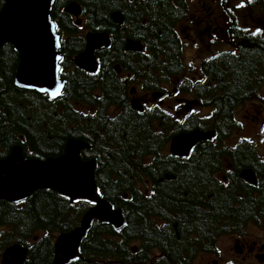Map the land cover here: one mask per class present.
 <instances>
[{
  "label": "trees",
  "instance_id": "16d2710c",
  "mask_svg": "<svg viewBox=\"0 0 264 264\" xmlns=\"http://www.w3.org/2000/svg\"><path fill=\"white\" fill-rule=\"evenodd\" d=\"M60 1L54 10V16L59 21ZM80 1L88 3L96 10L97 20L95 24L97 30L107 31L111 34V47L96 54V58L101 60L99 71L95 74L96 79L94 81L81 79L83 75L88 78L90 75L85 74L74 65L72 60L78 53L76 51L78 49L69 50L67 44L62 45L61 48L63 54L61 65L63 67L68 66L67 69L75 68L69 73L66 72L64 79L67 83L63 94L58 101H52L51 107H46L50 104L45 100V96L14 86L15 76L9 80L5 74L6 84L0 83V159L6 158L15 145H19L23 149L26 159L37 158L40 160L61 156L67 141L72 138L83 140L90 145V150H85L82 153V159L85 161L96 159L95 180L98 188L104 199L115 208L122 210L125 225L122 229L117 230L110 224L95 220L82 240L80 257L68 264H195L193 257L195 246L192 244L196 241V237L191 238L189 234L194 230L193 228L182 227L180 224H190L191 222L188 223L186 218L191 217L192 220L198 218L197 214H202L204 200L208 201L209 223L220 224L223 217L218 210H226L230 207L228 199L223 197L224 192L210 186L209 191H206L209 199L201 192V188L199 190L198 188L192 189L190 195L188 192L190 186L197 187L201 181V178H198L200 176H194L193 182L183 184L182 187H185V190L182 189L178 194L183 201L177 205L182 210V214L178 215L176 220L178 227L180 225V239L169 227L162 228L155 224H149L147 227L146 221L141 219L142 215L144 216V210L137 208V206L142 205L141 198L135 193H131L136 190L137 176L136 164L130 159L133 155H160L162 154V144L145 142L144 133L142 149L137 148L135 150L134 148L137 146L136 134L130 133L127 141L123 136L124 131L117 129L110 133L108 142L106 138H103L97 143L94 148L97 156H92L93 143L87 138L90 137V129L100 138V135L104 134L103 131L109 128V121L99 114H93L99 116L95 120L84 119L75 111L76 102L79 99L81 102L85 101V94L82 92L86 87H88L87 97L100 84L106 90V96L118 100L115 97V89L109 85L110 83L106 86L105 82L102 81L108 75V68L116 61L140 60L143 62V69L150 70L156 66L159 55L168 54L169 58L170 53L177 48L176 42L175 46L172 43V35H167V30H173L185 8L181 7L180 0H123L124 7H126L124 9L125 18L121 26H116L110 20V11L119 6L118 0ZM60 25L63 28L64 26H73L72 23L63 25L61 23ZM136 26H140V31L130 30L134 36H129L136 40L146 39L144 43L147 50L150 48L153 57L149 52L146 56V54L134 55L124 51V46H122L124 43L123 30ZM159 33L163 37H167V42L161 39L162 36ZM117 44H119L118 50ZM73 47L76 48V45ZM10 48L12 46L7 44L0 50V66L13 67L16 63L17 68L18 57ZM262 57H264V45L258 50H250L245 53L241 62H231L229 76L232 77V83L224 91L226 108L236 101H239V105H243L252 99L264 102L257 97V93H251L247 90L249 80L251 76L256 75L257 63L262 60ZM173 60L172 56L171 61ZM176 63L178 64V61ZM262 70H264V63ZM144 76L149 77L147 73H144ZM108 78L112 79L110 76ZM108 91L110 92L108 93ZM11 93H15L16 97H11ZM248 98L249 100H247ZM119 101H123V99ZM91 104L101 105L102 110L106 107L104 100L99 102L95 99L91 101ZM204 121L208 128L218 131L221 140L224 139V133L233 137L234 132L231 134V131L240 127L235 116L231 115L215 114ZM93 124L97 126H93ZM58 127H62L60 132H58ZM98 127L102 131L98 132ZM223 128L224 130L221 132ZM146 132L148 133V140L153 142L155 140L154 133L151 129L146 130ZM169 132L171 135L179 133V131H172L171 129ZM163 141H168V138L164 137ZM247 143H249L248 140H243V143L238 145L236 150L248 146ZM250 146L254 152L253 160L258 162L264 170V151L262 154L257 152L252 143ZM208 148L214 150L216 147L210 146ZM130 149L132 150L130 151ZM214 165V163L209 164V183L211 184L214 180L210 171ZM246 167L254 169L253 165H246ZM172 188V185H169L161 187L160 190ZM255 189L259 191L260 187ZM124 193L129 194L130 197L125 199L122 196ZM196 196L197 198H195ZM174 197L171 194L168 196L167 206L173 204ZM191 198L194 201H190ZM162 200L165 201L164 196H162ZM147 203L151 205L149 202ZM89 207V204L83 202L74 204L68 198L48 189L33 193L26 201L19 204L0 201V264L3 252L9 245L29 246L30 241L39 232H46V235L39 241L38 245L31 246L30 257L25 264H51L53 233L67 232L79 225L81 217ZM154 216L165 217L163 214H155L152 217ZM256 217L258 222H264V205L258 206ZM165 218L167 220V217ZM206 219L208 220V218ZM227 219L229 220V218ZM176 221L173 222L176 223ZM212 229L215 230L210 226L208 250L215 245V233H211ZM158 254L161 256L158 257ZM184 255L191 257L187 259L183 257Z\"/></svg>",
  "mask_w": 264,
  "mask_h": 264
},
{
  "label": "flooded vegetation",
  "instance_id": "af4514ba",
  "mask_svg": "<svg viewBox=\"0 0 264 264\" xmlns=\"http://www.w3.org/2000/svg\"><path fill=\"white\" fill-rule=\"evenodd\" d=\"M64 1L66 2L67 0H62V2ZM228 1L230 2V0ZM121 3H124L123 0H121ZM118 4H120V0H118ZM219 6L220 11L217 12L209 9L205 0H188V7L185 15L180 20L179 27L173 29L176 36L177 52H179V54H172L170 60L165 62L167 74H170L169 68L173 62L179 68L182 66L183 62L189 67L197 65L192 57L188 60H182V52L185 48H189V46L193 48L194 53L198 56H200L199 54L205 47L209 46L211 43L215 44L216 42L220 43L219 47H224L223 51L231 52L236 49L237 43L233 44V41L236 37H243L244 34L233 27L225 28L224 24L220 26L216 24L217 19H221L225 24L229 23L225 20L226 14L224 12L225 4L223 0H219ZM250 10H257L262 14L257 18L259 22L249 20V26L251 27L249 34L252 38L249 48L253 51L258 50L264 45V33L257 35L251 34L256 28L262 27L264 29V0H251L249 11ZM59 17L62 25L70 24L67 21L71 19V16L64 15V11L61 9H59ZM93 19V24L96 25L97 17ZM231 22H238V19L234 18ZM68 27L70 26H64L62 29L64 38L66 37L64 34L65 28ZM91 30L95 31V28L91 27ZM66 31L72 34L76 29L68 28ZM66 42L68 43L67 48L69 50L78 49L76 51L79 53L80 51L83 52L85 49L79 42L70 40H66ZM119 44L116 45L117 50ZM74 45H76V48L73 47ZM10 49L16 54V57H19V54L14 48ZM105 50L106 49H100L97 50L96 53ZM172 56L174 58L173 61H171ZM177 61L178 64L176 63ZM100 62L101 60H99V66ZM129 63L131 62L115 63L108 68V73L110 77H112L109 85L115 89V97L118 98V100H113L110 96H108V98L111 102L120 104L123 109L118 111L102 110L101 105H96L98 107L96 114L107 119L110 126L106 131H103L104 134L100 135V138L90 129V137L87 138L93 143L91 155L97 156L96 150L94 149L97 143L103 138H106L108 142L110 133L115 132L117 129L124 131L123 136L127 141L129 140L130 133L136 134L137 137L135 140H137V146H135L134 149H142L144 144V132L151 129L155 139L151 143L162 144V154L156 156L133 155L130 159L136 164L137 176L135 185L136 190L131 193H135L141 198L142 205L137 206V208L144 210V216L142 215L141 219L146 221L147 227L149 224H157L160 226L168 224L167 227L173 230L178 239H180V225L185 228H193L194 232L189 234H196V241L192 244L195 246V254L193 256L195 260L206 254L217 256L215 260L207 264H230L231 261L234 264H264V222H258L256 217L258 206L264 205V171L259 166V163L253 160L254 152L250 144L247 143L246 145L248 146L236 150V147L241 144V142L236 139L222 142L200 140L189 150L188 156L182 155L176 145H171L173 139L177 135L173 136L169 134V128L172 127L173 122H175L178 117L183 118L191 115L210 116L211 103L207 98V96L210 95L207 86L218 84V79L213 75H209L201 62H199L198 65L206 72L205 78L202 75L199 77V81H203V88L190 87L188 95H180L177 93V90L179 88L181 89L182 87L180 86L186 84L188 79H182V77L175 78V85L171 83L173 87L168 89L164 87L159 76L154 78L147 73L151 79L150 82L144 81L138 75L137 77H133L129 72H133V69L138 63L132 62L130 66H127L126 64ZM263 63L264 59L262 58V60L257 63L256 75L251 76L250 81L260 80L264 82V79L261 77ZM66 72H68V69H66ZM5 74L9 77V80H11V78L16 75V63L13 67L0 66L1 84H6L7 78ZM172 75L169 81L176 76L175 74ZM84 76L85 75H83L81 79H88V81H94L96 79L95 75H90V78ZM181 90L188 91L185 89ZM109 92L110 91H108V93ZM82 93L85 94V101L90 105L81 103V99H79L76 102L75 111L84 119H97L99 116L93 115L94 109L91 106V100L86 95V93H88V87H86ZM156 93L161 95L158 99L154 98V94ZM123 95H125L126 98H124ZM10 96L16 97V94L11 93ZM120 99H123V101H119ZM224 99V95L221 97H211L213 105L216 104V101H219L217 112L221 115L235 116V110H241L243 107L246 109V102L243 105H239V101L232 103L226 108V101H224ZM98 101L103 102L102 99ZM134 101L138 102L143 109H135L132 106ZM81 104L86 107V109H80L79 106ZM250 104L257 105L256 102H250ZM259 106L260 108L254 107L256 112H259L263 107L261 104ZM104 113H106V116H104ZM165 116H169V118L164 119ZM245 116L249 119V114ZM255 116L256 115H252V117ZM152 119L155 121L153 124ZM93 126L97 125L93 124ZM125 126H127L126 129ZM61 129L62 127H58V132H60ZM100 131L102 130L98 127V132ZM163 137L168 138V141L164 142ZM210 146L216 148H214V150L209 149L208 147ZM227 149L230 150L228 151ZM131 150L132 149H130V151ZM91 160L96 161V159ZM210 163L215 164L210 171V175L214 180L213 184L209 183ZM246 165H253L254 169L246 167ZM244 171L254 172L255 183H251L244 179ZM194 176H200L198 178H201V181H199V186L197 187L190 186L188 190L190 195L192 189L198 188L199 190L201 188V192L209 199V195H207L208 192L206 191H209L210 186H212L222 190L224 192L223 197L228 199L230 207L226 210H218L223 217L220 224L209 223L208 201L204 200L201 210L202 214H197L198 218H194V220H192L191 217L185 219L188 223L191 222L193 224H180L178 227V222L176 220L178 215L182 214V210H180L177 205L183 202L178 194L182 189L185 190V187H182L183 184H190L193 182L192 178ZM169 185H172L173 188L170 190H160L161 187ZM258 186L260 187L259 191L255 189ZM170 194L172 197L175 196L173 201L174 205L167 206L166 202ZM162 196L165 197V201L162 200ZM195 198H197V196ZM189 200L194 201L193 198ZM164 213L168 214L171 221L168 220V218L166 220L163 216L152 217L155 214ZM151 218H153V220H151ZM206 218H208V220ZM227 218H229V220ZM173 221H176V223ZM210 226L211 228H215V230L212 229L213 231L211 232L215 233V245L212 249L208 250ZM257 230H259V232ZM225 239L229 240L232 245L229 246L227 251L222 252L220 250V245ZM224 253L231 255L234 261L229 260L223 263L221 255ZM157 256L160 257L161 254ZM183 257L188 259L191 256L184 255Z\"/></svg>",
  "mask_w": 264,
  "mask_h": 264
},
{
  "label": "water",
  "instance_id": "95a60500",
  "mask_svg": "<svg viewBox=\"0 0 264 264\" xmlns=\"http://www.w3.org/2000/svg\"><path fill=\"white\" fill-rule=\"evenodd\" d=\"M54 2L55 0H6L0 11V49L6 43H11L21 54L16 75L19 87L34 90L43 87L51 90L59 83L62 85L61 95L65 82L60 80L59 71H55L60 62L55 57H61V53L60 47L55 46V37L58 36L56 27H52L55 25L51 13ZM67 11L78 15L80 9L71 5ZM106 38V34L89 35L86 51L76 58L77 65L93 71L95 50L108 45ZM127 48L142 49L141 44L134 42H129ZM212 135L213 133L203 134L198 131L182 134L176 138V144L180 153L186 155L197 141ZM84 148H88L85 142L71 139L61 156L42 161L25 159L21 147L16 146L6 159L0 160V200L18 203L38 190L51 189L72 201H96V205L85 214L79 227L57 238L53 264H66L79 256L80 244L93 219L108 222L116 228L123 224L121 210H114L108 201L95 194V163L80 159V151ZM243 175L244 179L255 183L252 172ZM26 255V249L19 245L11 246L4 252L2 264H23Z\"/></svg>",
  "mask_w": 264,
  "mask_h": 264
},
{
  "label": "rangeland",
  "instance_id": "374dc122",
  "mask_svg": "<svg viewBox=\"0 0 264 264\" xmlns=\"http://www.w3.org/2000/svg\"><path fill=\"white\" fill-rule=\"evenodd\" d=\"M231 1H232V4H235L239 0H231ZM205 2H207L209 9H212V10L217 11V12L220 11L219 0H205ZM117 10H118L117 8L115 10H111L110 15L114 11H117ZM261 15L262 14L260 12H258L257 10H252V11L250 10V11L246 12V15L243 17V19L244 20H253L254 22H257L258 21L257 18L260 17ZM177 26L179 27V24H177ZM167 33H168L167 35H169V34H170V36L172 35V37H173L172 43L175 46L176 36H175L174 30H172V31L167 30ZM71 37H73V36L71 35ZM161 39L166 41L167 37L162 36ZM251 41H252V38H251L250 34L245 33L243 35L242 39L236 44V49L232 50L231 52H221L215 48H209L205 51V59L201 61V64L209 75L215 76L219 81L218 84H212V85L207 86L208 92L212 98L221 97L222 95H224V93H225L224 91L232 83V77L229 76V67L231 65V62H233V61L241 62L242 61L243 55L251 50L249 48ZM183 45H186V44H183ZM176 53H177V49H174L172 54L174 55ZM183 54L185 55L184 59L188 60L192 57V58H194L195 63L199 64L200 57L194 53L193 48H190V46H189V48L184 49ZM121 57H122V55H121ZM262 58L264 59V57H262ZM159 59H161V55L158 56V60ZM156 67L159 69L160 64L157 63ZM169 72H170V74H175V75H179V74L183 73V71L178 72V67L174 62L171 64V66L169 68ZM263 76H264V70L261 69V77L263 78ZM225 78H226V80H224ZM165 82L168 83V81L166 79H165ZM188 82H190V80H188ZM256 84L257 83L255 81L248 83L247 90L252 91L253 93H256V91L259 88V86H257ZM263 90H264V88H263ZM95 92L99 93V87L96 88ZM79 108L80 109H86V107L81 106V105L79 106ZM108 108L112 109V108H114V106L109 105ZM254 113H255L254 110L252 109L251 105H249V104L246 105V109L244 107L241 110L237 111V119L239 120V122L241 123V125L243 127V132H241V133L237 132L235 134V136L251 138L257 144L256 147L259 148L260 145L262 144V142L260 140V135L262 134V132L260 131L262 123L260 121H257V122H255V121L257 120V118H263V117L261 115V116H257L255 119H253L252 115ZM246 114H249V120H247L245 118ZM63 153H64V151H63ZM8 156H9V154L7 155V157ZM46 160L47 159L42 160V161H46ZM10 203H12V202H10ZM88 211L89 210H87L83 214V216L80 219V222ZM163 215L165 217H167L168 220L171 221V219L169 218L167 213H164ZM80 222H79V225H80ZM170 224H172V223H170ZM79 225H77V226H79ZM77 226H75V227H77ZM75 227H73V228H75ZM257 231L259 232V230H257ZM230 245H232V243H230L229 240L225 239V241L220 245V250L222 252H225L228 250ZM210 252H215V251H210ZM216 258H217L216 255L206 254V255H203L202 257H200L199 259H197L196 264L197 263L207 264V263L211 262L212 260H215ZM221 260L223 263H225L229 260L234 261V258L231 255H227L224 253L221 255ZM53 261H54V250H53V256H52V262ZM52 262H51V264H52ZM23 264H24V262H23Z\"/></svg>",
  "mask_w": 264,
  "mask_h": 264
},
{
  "label": "snow or ice",
  "instance_id": "6c2138e0",
  "mask_svg": "<svg viewBox=\"0 0 264 264\" xmlns=\"http://www.w3.org/2000/svg\"><path fill=\"white\" fill-rule=\"evenodd\" d=\"M240 6H242V5H238V7H240ZM52 27H53V29H54L56 26H55V25H52ZM245 31H248V30L245 29ZM260 32H261V29L257 28V29L255 30V32H252L251 34H252V35H257V34H259ZM55 46H56L57 48L60 47L59 37H58V36L55 37ZM55 59H56V60H62L63 58L60 57V56H56ZM60 70H61V69H60L59 65H56V67H55V71H60ZM25 87H32V85H25ZM61 87H62V85L59 84V83H57L56 86H55L54 88H52L51 90H50L49 88H43V87H42V88H39L38 90H39L40 92H43V93H45V94H47V95H50L51 97L55 98L57 95L60 94V88H61ZM95 194H96V195H99V194H100V193H99V190H96V193H95ZM83 203H85V204H89V205H94V204L96 203V201H95L94 199H86V200L83 201Z\"/></svg>",
  "mask_w": 264,
  "mask_h": 264
},
{
  "label": "bare ground",
  "instance_id": "6f19581e",
  "mask_svg": "<svg viewBox=\"0 0 264 264\" xmlns=\"http://www.w3.org/2000/svg\"><path fill=\"white\" fill-rule=\"evenodd\" d=\"M69 16H70V14H69ZM238 133H241V132H238ZM231 137V136H230ZM51 158H53V157H51ZM49 159V158H48ZM40 160V159H39ZM90 162H94L95 163V166H97V163L95 162V161H93V160H90ZM97 188H98V185H97ZM99 189V188H98ZM113 226V225H112Z\"/></svg>",
  "mask_w": 264,
  "mask_h": 264
}]
</instances>
